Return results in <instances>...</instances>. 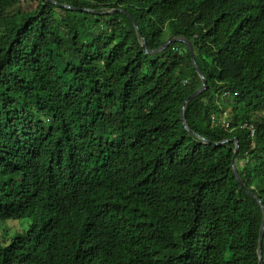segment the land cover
I'll list each match as a JSON object with an SVG mask.
<instances>
[{"label":"trees","instance_id":"16d2710c","mask_svg":"<svg viewBox=\"0 0 264 264\" xmlns=\"http://www.w3.org/2000/svg\"><path fill=\"white\" fill-rule=\"evenodd\" d=\"M28 1L0 0V222L30 221L0 264H259L264 0ZM172 37L190 131L187 46H142Z\"/></svg>","mask_w":264,"mask_h":264},{"label":"water","instance_id":"95a60500","mask_svg":"<svg viewBox=\"0 0 264 264\" xmlns=\"http://www.w3.org/2000/svg\"><path fill=\"white\" fill-rule=\"evenodd\" d=\"M68 8V6H66ZM72 9H75V8H72ZM87 11H90V10H87ZM115 12H122L124 14H126L123 10H113V11H110L109 13H115ZM136 28L138 29L139 31V28L138 26L135 24ZM175 42H180V43H183L187 46L189 52H190V55H191V58H192V61H193V64L195 66V69L197 70L199 76L201 77L202 81H203V85L201 88H199L196 92H194L192 95H190L187 100L185 101L184 103V106H183V109H182V122H183V125L184 127L190 131V129L188 128L187 126V123H186V106L189 102H191L192 100H194L195 98H197L198 96H200L203 92H205L207 89H208V82L206 80V78L204 77L202 71L200 70V67L198 66L197 62H196V59H195V54H194V49H193V46L191 44V42L186 39V38H175V37H172L170 38L169 40H167L164 45L158 49V50H149L147 49V46H146V42L145 40H143L142 42V46L145 48V51L146 53L148 54H155L157 52H160L162 50H164L165 48H167L168 46H170L172 43H175ZM204 142L210 144L209 141L203 139ZM228 141H224L222 142L221 144H225L227 143ZM231 142H233L235 144V154H234V158H233V163H232V166H233V170H234V173L236 175V178L238 180V182L241 184V186L250 194L252 195L247 187L244 185V183L242 182L237 170H236V159H237V156L239 154V141H238V138H234L231 140ZM218 145V144H216ZM263 240H264V219H263V224H262V228H261V231H260V239H259V249H260V261H259V264H263V256H262V245H263Z\"/></svg>","mask_w":264,"mask_h":264},{"label":"rangeland","instance_id":"374dc122","mask_svg":"<svg viewBox=\"0 0 264 264\" xmlns=\"http://www.w3.org/2000/svg\"><path fill=\"white\" fill-rule=\"evenodd\" d=\"M30 4V5H29ZM25 8H35L36 3L29 0ZM29 5V6H28ZM229 113H231L235 100L231 97L227 100ZM30 221L27 219L9 220L0 222V244L6 246L17 233H23L29 229Z\"/></svg>","mask_w":264,"mask_h":264},{"label":"bare ground","instance_id":"6f19581e","mask_svg":"<svg viewBox=\"0 0 264 264\" xmlns=\"http://www.w3.org/2000/svg\"><path fill=\"white\" fill-rule=\"evenodd\" d=\"M68 8L69 9H72V7H70V6H68ZM85 11H87L88 9H84ZM143 40L144 39H142V42H143ZM146 42V41H145ZM205 77V76H204ZM203 82V81H202ZM203 85V84H202ZM202 87V86H201ZM200 87V88H201ZM197 91V90H196ZM195 91V92H196ZM221 99L223 100L224 98H230V96H229V93L228 92H224V93H222L221 94ZM221 107V112H219V114H213L212 115V122H213V124H216V125H219V126H221V127H223L224 129H226V130H230L231 128H232V126H231V121H230V114H229V111L228 110H226V109H223V107L222 106H220ZM183 109V108H182ZM230 123V124H229ZM244 124V123H243ZM242 125V124H241ZM241 125H238L239 127L241 126ZM234 128H236V126L234 127ZM241 129H246V130H248V131H250V134H251V136H254V134H255V127H254V125L253 124H250V123H247V124H245ZM199 138L200 139H205L204 137H200L199 136ZM206 140V139H205ZM208 141V140H207ZM203 142H204V140H203ZM204 143H206V142H204ZM206 144H208V143H206ZM210 144H212L211 142H210ZM216 144H218V145H221V143H214V145L215 146H218V145H216ZM237 170V169H236ZM234 171V170H233ZM249 191V190H248ZM250 192V191H249ZM251 193V192H250ZM249 194V193H248ZM252 194V193H251ZM250 195V194H249ZM250 196H252V197H255L253 194L252 195H250ZM258 202H259V204L261 205V207H262V209H263V212H264V206H263V203L261 202V200H257ZM264 219V218H263ZM263 224V223H262Z\"/></svg>","mask_w":264,"mask_h":264},{"label":"built area","instance_id":"2783aa9c","mask_svg":"<svg viewBox=\"0 0 264 264\" xmlns=\"http://www.w3.org/2000/svg\"><path fill=\"white\" fill-rule=\"evenodd\" d=\"M229 124H230V123H229ZM245 124H247V123L242 124V125L240 126V128H242Z\"/></svg>","mask_w":264,"mask_h":264}]
</instances>
